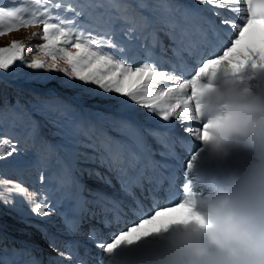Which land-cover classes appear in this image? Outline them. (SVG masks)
Here are the masks:
<instances>
[{
  "label": "snow or ice",
  "instance_id": "snow-or-ice-1",
  "mask_svg": "<svg viewBox=\"0 0 264 264\" xmlns=\"http://www.w3.org/2000/svg\"><path fill=\"white\" fill-rule=\"evenodd\" d=\"M167 2L170 9L181 11L185 17H201L205 22L201 26L202 30L207 27L217 34L223 30L228 36L226 42L220 41L222 45L227 44L223 54L209 53V58L206 60H197L196 63L201 66H198V70L190 78L183 77L174 63L168 69L162 68L156 60L151 58L150 51L146 52L147 58L140 61L129 57L127 52L130 45L113 39L114 27L103 30L102 34L90 30L88 16L72 0H23L21 6H16L15 3L5 6L0 2V36L21 28L42 25V32L33 33V36L39 35L43 40V43L36 47L50 59V63L34 59L31 62H26V67L63 72L70 79L83 82L82 85H68L78 90L77 96L80 100L86 95L117 94L116 97L108 98L117 100L118 111L123 114L120 118L105 116L102 113L85 109L82 105L79 109L73 108L71 104L65 103L55 96L40 102L41 114L56 118L54 123L60 130L59 135L65 142L66 150L73 155L80 153L83 164H94L98 168H105L108 173L116 177L122 188L126 183H131V187L125 188V192L133 199L135 207L129 206L128 211L132 215L140 217L139 222L122 228L118 233H111L110 240L98 242L97 246L105 254L100 260V264H106V254L111 251L114 244H118L121 240L125 244L133 243L134 240L142 238L137 235L141 229L157 224V221L162 217L169 218L166 221H161L160 225H164L170 222L172 213L193 205L192 200L184 199L175 203L174 206L171 203L166 204L151 214L146 210L145 205L136 198L134 189L139 188L143 192L145 183L143 177L159 164L152 158L154 153L140 133L136 120L141 115L146 116L147 113H152L154 117H159L164 122H169L173 117L195 122L199 115V105L195 103V109L191 116L189 109L192 101H196L203 89L202 77L210 75L218 68L233 75L249 66L264 68V34L257 37L252 31L255 21L264 20V0H193L192 4L182 3L181 0H167ZM96 6L101 8L103 0H100ZM62 8L65 12L73 13L71 18L60 15L58 10ZM215 18H219V27L216 26ZM158 44L162 45V41L159 36H154L151 47L155 48ZM25 49V44L20 41H13L10 47L0 48V71L7 72L16 61H21V65H24L23 53ZM108 49H116L120 55H116ZM173 51L175 52V49ZM188 55H195V51L190 50ZM212 56L215 58H211ZM61 61L63 66L60 64ZM40 78L44 80L59 79L52 76ZM177 81H179L177 86H169L176 84ZM62 83L67 82L62 81ZM83 85H96L102 91ZM189 88L190 95H185ZM120 97L127 99L121 100ZM136 106L146 109L147 113L141 114ZM61 117L64 118L62 123L60 122ZM106 124L113 131L131 140L132 145L123 141H114L105 129ZM207 127V125H203V128L200 129L185 127L184 131L189 134L199 133L200 137H206ZM93 134H96L95 141H93ZM148 135L162 148L170 149L167 133L148 130ZM18 143L9 137L0 136V161L8 163L7 158L19 151ZM40 147H45V145ZM40 147H37L38 158ZM82 148L91 149V152H80ZM124 149H127L130 157L127 167L125 166ZM166 154L168 153H160L162 156ZM98 168H85L82 171L87 172L89 177L94 176L101 180L109 187H115L110 176L101 173ZM129 169L134 174H130ZM39 182L44 185L45 176L43 174L39 176ZM147 182L151 183L152 178H149ZM158 183L163 184V180H159ZM73 186L77 189L76 191L71 190ZM58 191L60 192L58 198L50 197L47 191L29 188L22 180L13 181L0 171V194L8 193V195H0V203L25 215L34 214L37 217L59 215L71 235L79 233L83 222V212L87 211L91 216L96 215L94 211L87 208L88 203L99 206L105 214V227L123 223L128 214L121 206L120 201L103 193L90 191L89 195L93 199L88 200L83 195V189L79 182L76 181H72L68 185L62 184ZM157 192L158 188L151 189L148 197L154 208L159 204ZM24 205L28 206V212H25ZM108 214H111V219H108ZM89 239L97 240L95 229L90 230ZM0 242H2V238H0ZM51 246L55 248V244ZM12 251L16 256L26 254L24 249H13ZM60 254L64 255V253ZM0 264H40V262L35 257L21 262L13 256H8L6 250L0 249ZM57 264H61V262H57ZM78 264H87V261L80 258Z\"/></svg>",
  "mask_w": 264,
  "mask_h": 264
},
{
  "label": "rangeland",
  "instance_id": "rangeland-1",
  "mask_svg": "<svg viewBox=\"0 0 264 264\" xmlns=\"http://www.w3.org/2000/svg\"><path fill=\"white\" fill-rule=\"evenodd\" d=\"M133 1L136 2L135 0ZM0 2L5 6H9L13 3H15L16 6H21L23 4V0H0ZM138 2L132 3V8H126L125 14H120L118 16L119 20L115 23L104 22L95 24L92 20L88 21L90 30L102 34L103 30L114 27L115 35L113 36V39L130 45V49L127 52L129 57H133L137 61H140L147 58L146 52L152 51L151 58H157L158 64L165 67V69H168L174 62H176V66L182 62L184 63L185 55L181 49L176 55L178 47H183V45L176 46V44L170 39L171 37H175L182 28L185 29L184 36L187 39L190 36H198L203 39L208 34H211L210 29L207 27L203 30L195 27L194 19H196V17H185L181 11H177L174 8L170 9L167 0H138ZM181 2L192 4L193 0H181ZM58 11L60 15L65 16L66 18H71L73 15V13L65 12L64 9ZM125 17H127V19H125ZM202 23L204 25V20H202ZM132 29H134V31H132ZM41 32L42 25L21 28L18 31H13L4 36H0V48L10 47L13 41H20L26 46L23 53L25 64L21 65V61H16L10 66L7 72L0 71V76L15 87H27L42 91L46 88H51L57 93L66 95L69 104L72 106L76 104L79 106L82 105L83 108L102 113L105 116L120 118L123 114L118 111L117 100L108 98L116 97L117 94L105 93L102 96L86 95L80 100L77 96L78 90L71 88L68 85H82L83 82L70 79L65 76L63 72L49 71L47 69H31L26 67V62H31L34 59H41L44 60L45 63H50V59L45 57L36 47V45L42 44L43 40L39 35L33 36V33ZM154 36H159L162 45L158 44L155 48H152L151 42ZM194 41L196 40H193V42ZM198 41L203 42L202 40ZM173 49H175V52ZM108 51L120 55L116 49H108ZM134 55H136V58ZM60 64L63 66L62 61ZM18 65H20V67H17ZM13 69H15V71H13ZM44 76L58 77L59 79L44 80L40 78ZM62 81L67 83H62ZM83 86L102 91L99 90L96 85ZM244 90L249 93L262 92L251 82ZM119 99L123 100L127 98L120 97ZM136 107L141 114L147 113L146 109L140 108L139 106ZM157 118L158 117H154L152 113H147L146 116L141 115L136 120V125L139 128L140 133L147 142H150L149 145L154 153L152 158L156 161H158L157 156H160L161 145L156 143V141L148 135V130H157L155 125ZM46 127L47 128H44L40 125L38 137L31 143L30 138H28L25 133H21L20 135L23 138V141L17 144V149L19 151L14 153L13 156L7 158L8 163L6 164L26 171V174L21 176V180L25 182L29 188H33L37 191L43 189L49 193L50 197L58 198L60 196L58 189L61 188V185H68L72 181L79 182L80 186L86 188L105 185L101 180L94 176L89 177L87 172L82 171L85 168H98L97 165L83 164L80 153L73 155L66 150V147L64 146L65 142L59 135L60 130H55L50 126ZM105 129L114 141H123L128 145H132L131 140L126 136L113 131L107 124L105 125ZM95 135L96 134H93V141H95ZM0 136L3 135L0 134ZM81 138L83 139V137ZM41 145H45V147H40ZM23 146H25V148H23ZM37 147H40L39 158L37 157ZM46 147H50L51 151L47 150ZM84 151L91 152V149H80V152ZM126 153L127 149H124V155H126L127 160H129L130 157ZM181 153L182 152H180V154ZM47 158L51 159L49 164L46 163ZM212 161L218 163L220 166L223 165V163L218 160ZM0 163L5 162L0 161ZM159 168L161 170V167ZM98 171L110 176L113 185H115L116 188L119 187L118 183H116V177L108 173L105 168H98ZM41 174L45 176L44 185H41L39 182V176ZM71 190L76 191L77 189L73 186ZM0 195H8V193L5 192ZM17 199L20 198L17 197ZM23 207L25 212H28V206L24 205ZM176 214L177 213L171 214V218L180 217L178 216L179 214ZM44 221L48 222L46 223ZM61 226L62 218H60L59 215H53L50 217H37L34 214L25 215L18 210L8 207L6 204L0 203V238H2L0 249L6 250L8 256H13L18 261H28L35 257L40 264H57L56 261L58 254L62 252L65 253V247L67 246V244H65L66 237L63 234L66 232H64V230L60 231ZM116 226L117 225L113 227L116 228ZM83 227H88V220H83L82 228ZM111 229L112 228H110V230ZM52 234H55V236H51ZM52 244H55V248L51 246ZM13 249H24L26 250V254L16 256L12 251ZM51 250L54 251L52 252ZM102 253L103 252L100 249L99 254ZM96 261L97 259L94 260V262Z\"/></svg>",
  "mask_w": 264,
  "mask_h": 264
},
{
  "label": "clouds",
  "instance_id": "clouds-1",
  "mask_svg": "<svg viewBox=\"0 0 264 264\" xmlns=\"http://www.w3.org/2000/svg\"><path fill=\"white\" fill-rule=\"evenodd\" d=\"M195 102L208 126L201 139L216 149V160L246 149L254 164L227 177L202 201L203 210L193 202L187 218L141 229L133 243L114 244L106 264H264V92L249 93L238 80L214 81L203 85ZM142 243L148 246L140 249Z\"/></svg>",
  "mask_w": 264,
  "mask_h": 264
},
{
  "label": "bare ground",
  "instance_id": "bare-ground-1",
  "mask_svg": "<svg viewBox=\"0 0 264 264\" xmlns=\"http://www.w3.org/2000/svg\"><path fill=\"white\" fill-rule=\"evenodd\" d=\"M202 20L203 19L201 17L197 16L196 19H194L195 27L201 28V26L203 25ZM215 21L216 26L219 27V18H215ZM252 31L253 34L257 37H259L261 34H264V20L255 21L252 26ZM184 33L185 29L182 28L179 33L175 35V37H171L170 39L173 42L175 41L174 43L176 44V46L183 45V47H178L176 55L181 49L185 55V60L184 63L182 62L177 66V70H181L183 77L190 78L191 75H193L194 72L198 70V66H201L196 63L197 60H206L207 58H209V53H215L216 55L223 54V50L227 47V44L225 43L222 45L220 41L223 40L226 42L228 40V36L224 33L223 30H220L217 34L211 29V34H208L207 36L203 34L205 36V38L203 39L198 36H190L187 39L184 36ZM193 40L196 41L193 42ZM198 40L206 42L203 43L199 42ZM190 50L195 51V55H188V52ZM134 56L136 58V55ZM211 58H215V56H212ZM154 60L157 61V58H154ZM174 64H176V62H174ZM161 67L165 69V67ZM229 80L240 81L243 89H245V87L251 82L255 84L260 89V91L264 92V70L253 69L250 66L245 67L240 73L236 75H233L230 72H224L221 69L213 78H210L208 76L202 77L201 84L207 85L209 83H213L214 81L227 82ZM178 83L179 81H177L176 84H170L169 86H177ZM190 92L191 90L189 88L186 90L185 95H190ZM195 103V101H192L191 103L189 109L190 116L194 112ZM205 122L206 121L203 116L197 118L195 122L190 120L177 119L176 117H173L169 122H164L160 120L159 117L157 118L155 123L156 129L157 131L167 133L170 149H164L161 147L160 153L166 152L168 154L164 156L160 155L161 157L157 156L159 164L156 165L154 170L148 171L143 177L145 181L144 191L142 192L139 188L134 189L136 198L145 205V208L149 213L154 214V211L158 210L160 207H163L169 203L174 206L175 203H179L184 199L192 200L197 204L200 210H203L202 201L212 196L219 187L223 186L226 182L227 177H239L246 173L254 164L255 158L246 149H240L233 152L231 158L223 162L222 166H220L216 162H213L212 160H216V149L204 143L199 133L189 134L184 131L185 127L195 129L203 128ZM149 143L150 142H147L148 145ZM180 152L182 153L180 154ZM125 159V166L127 167L128 160L126 158V155ZM189 165H191V167H189ZM159 167H161V170ZM129 172L130 174H134L132 173L131 169H129ZM149 178H152L151 183L147 182ZM159 180H163V184H159ZM116 183H118L119 185L118 188L109 187L107 184L88 188L82 186L81 187L83 189V195L86 196L88 200L93 199V197L89 195V192L91 191L103 193L108 197L120 201L121 206L128 213L125 217L124 222L117 225L116 228L113 227L115 225H113L112 227H105V214L101 211L99 206L88 203L87 208L94 211L96 215L91 216L89 212H83V220H88V227L82 228L81 226L78 234H69L62 219V226L60 231L64 230V232H66L63 234L66 237L65 244H67V246L65 247V253L63 256L58 254L56 262H61V264H78L79 259L83 258L87 261V264H100V260L104 257L105 254H99L100 248L97 246L98 242H100L101 240H110L111 233H118L122 228L130 226L132 223L139 222L140 217L132 215L131 212L128 211L129 206L135 207L133 199L125 192V188L131 187V183H126L124 188H122L121 184L118 181ZM153 188H158L157 196L159 198V204L156 205L155 208L152 205V201L148 199L150 190ZM176 213L179 214L178 216L180 217H188V212L186 209L180 210ZM69 215H71V213H69ZM60 218L62 217L60 216ZM111 218V214H108V219ZM167 219L169 218L162 217L159 221H157V224L146 226V228H154L160 225L161 221H166ZM110 228L112 229L110 230ZM91 229L96 230V241L89 239V232ZM51 236H55V234H52ZM147 246L148 245L142 243L140 249H143ZM51 251L53 252L54 250ZM69 253H71V255H69ZM210 255L214 256L215 253L210 252ZM96 259L97 261L94 262V260Z\"/></svg>",
  "mask_w": 264,
  "mask_h": 264
},
{
  "label": "trees",
  "instance_id": "trees-1",
  "mask_svg": "<svg viewBox=\"0 0 264 264\" xmlns=\"http://www.w3.org/2000/svg\"><path fill=\"white\" fill-rule=\"evenodd\" d=\"M135 1L138 2V0ZM72 2L86 13L89 18L88 21L92 20L95 24L117 22L119 20L118 16L125 14L126 8H132V3H136L133 0H103V6L97 8L96 5L100 0H72ZM17 87L0 76V134L21 143L23 138L20 134L25 133L30 138L31 143L37 139L40 125L44 128L50 126L55 130H59L56 123H54L55 117L41 114L40 102L55 96L69 104L68 97L53 91L51 88L42 91ZM72 107L80 108L77 104ZM63 120L64 118L61 117L60 122L62 123ZM46 149L51 151L50 147H46ZM50 162L51 159L47 158L46 163L49 164ZM0 171L12 180H21V176L26 174L23 169L6 163H0Z\"/></svg>",
  "mask_w": 264,
  "mask_h": 264
}]
</instances>
